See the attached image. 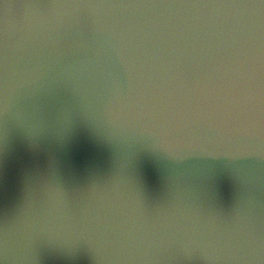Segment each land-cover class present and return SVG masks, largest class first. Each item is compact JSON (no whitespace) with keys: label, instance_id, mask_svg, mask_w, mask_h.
<instances>
[{"label":"water","instance_id":"water-1","mask_svg":"<svg viewBox=\"0 0 264 264\" xmlns=\"http://www.w3.org/2000/svg\"><path fill=\"white\" fill-rule=\"evenodd\" d=\"M0 264H264V0H0Z\"/></svg>","mask_w":264,"mask_h":264}]
</instances>
